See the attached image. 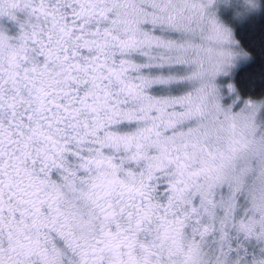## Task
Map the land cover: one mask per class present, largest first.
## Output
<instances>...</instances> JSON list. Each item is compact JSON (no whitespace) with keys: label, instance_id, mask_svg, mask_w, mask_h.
<instances>
[{"label":"snow or ice","instance_id":"obj_1","mask_svg":"<svg viewBox=\"0 0 264 264\" xmlns=\"http://www.w3.org/2000/svg\"><path fill=\"white\" fill-rule=\"evenodd\" d=\"M0 264H264V0H0Z\"/></svg>","mask_w":264,"mask_h":264}]
</instances>
